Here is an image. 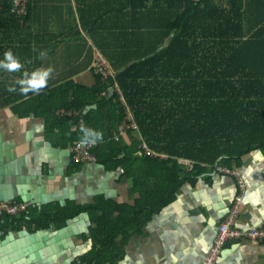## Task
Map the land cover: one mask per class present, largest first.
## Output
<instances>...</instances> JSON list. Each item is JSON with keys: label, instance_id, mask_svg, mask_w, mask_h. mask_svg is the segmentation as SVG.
Segmentation results:
<instances>
[{"label": "trees", "instance_id": "1", "mask_svg": "<svg viewBox=\"0 0 264 264\" xmlns=\"http://www.w3.org/2000/svg\"><path fill=\"white\" fill-rule=\"evenodd\" d=\"M32 1L20 16L9 3L0 10V60L11 50L23 65L19 72L0 68V108L12 105L20 116H44L46 137L57 130L70 146L83 139L84 128L102 133L93 150L96 161L107 170L122 168L140 197L135 205L103 197L35 205L5 217L0 231L9 224L32 232L62 229L88 212L91 226L84 238L93 247L80 264H118L130 236L143 228L142 219L172 202L184 182L208 168L231 167L233 161L240 166L254 150L264 152V0H119V28L103 32L96 44L125 103L115 90L110 95L114 79L104 80L94 68L91 87L69 80L28 98L7 90L4 74L31 73L41 65L26 57ZM89 106L96 108L84 114ZM129 111L138 132L126 130ZM124 129L130 140L121 137ZM141 138L166 157L141 154ZM73 162L77 169L80 163Z\"/></svg>", "mask_w": 264, "mask_h": 264}, {"label": "crops", "instance_id": "2", "mask_svg": "<svg viewBox=\"0 0 264 264\" xmlns=\"http://www.w3.org/2000/svg\"><path fill=\"white\" fill-rule=\"evenodd\" d=\"M32 2L28 30L31 51L26 57L41 64L38 69L53 68L54 74L38 94L29 92L25 97L39 95L69 80L88 87L95 85L94 54L99 53L108 62L96 41L103 32L119 28V0ZM70 71L74 72L68 74ZM4 76L9 77L7 89L14 86L17 90L11 93H21L14 82L23 74ZM113 79L110 95L120 91L116 76ZM11 106L0 108V191L4 195L12 201L35 202L39 197L40 205L35 202L38 206L50 202L65 205L62 201L68 200L93 203L99 197L137 203L140 194L132 192L134 180L123 176L122 168L107 170L96 161L80 163L75 169L70 145L65 144L61 133L55 130L56 136L46 137L44 116H20ZM58 114L67 113L60 110ZM71 130H77V126ZM126 130L121 131V137L130 140ZM241 160L240 166L235 161L228 166L230 173L220 168L226 166L223 165L197 174L193 182H184L172 202L142 219L146 220L143 228L130 236L118 264H201L219 224L233 211L236 228L247 231L264 227V152L254 150ZM90 222L88 212H82L66 232L59 233L60 229L51 227L44 236L38 231L16 230L9 224L0 231V264H80L93 247L91 238H84ZM122 238L120 234L116 241ZM217 264H264V241H230Z\"/></svg>", "mask_w": 264, "mask_h": 264}, {"label": "built area", "instance_id": "3", "mask_svg": "<svg viewBox=\"0 0 264 264\" xmlns=\"http://www.w3.org/2000/svg\"><path fill=\"white\" fill-rule=\"evenodd\" d=\"M30 0H0V10L3 9L5 4L9 3L11 7V12L15 15H23L26 13V8H28V3ZM93 68L96 74L100 75L104 80H109L114 78V74L109 63L99 54H94ZM120 94L121 101L125 103V99L121 92L117 90ZM128 117L130 119L129 126L126 128H132L135 131H139V126L134 118V115L129 111ZM97 147L95 144H82L81 140L73 143L69 150L72 154L74 161L79 163H92L96 162V157L93 153V150ZM140 152L144 155H159L163 157V154H159L151 150L146 142H143L140 146ZM180 162H183L192 167V162L186 159H179ZM226 173H230L229 167H220ZM35 202L29 200H20V201H0V221H3L5 217L16 216L22 212H26L30 207H34ZM236 222V212L233 211L228 218L224 219L218 226L217 234L215 236L212 247L206 254L203 262L201 264H217L221 252L225 249L226 245L230 241L236 240H253V241H264V227H253L249 230H240L235 227Z\"/></svg>", "mask_w": 264, "mask_h": 264}, {"label": "clouds", "instance_id": "4", "mask_svg": "<svg viewBox=\"0 0 264 264\" xmlns=\"http://www.w3.org/2000/svg\"><path fill=\"white\" fill-rule=\"evenodd\" d=\"M43 55V53L41 54ZM0 68L8 71V72H19L23 65L19 61V59L13 55L11 50H8L4 53V59L0 60ZM53 72V68L48 67L46 69H36L29 72L23 73V78L16 81V83L20 86L19 90L23 94H27L29 92H33L38 94L40 90L47 86V82L51 77ZM9 92H15L16 87H8ZM84 132V137L81 140L82 144H95L98 141L102 140V133L93 131L91 129L84 128L82 129Z\"/></svg>", "mask_w": 264, "mask_h": 264}, {"label": "water", "instance_id": "5", "mask_svg": "<svg viewBox=\"0 0 264 264\" xmlns=\"http://www.w3.org/2000/svg\"><path fill=\"white\" fill-rule=\"evenodd\" d=\"M169 42H170V40L168 39L167 41H166V45L167 44H169ZM93 108H96V106H89L87 109H86V111H84V113H87V112H89V110H91V109H93ZM260 152L261 153H263L261 150H260ZM5 194V192L4 191H0V196H2L3 198H2V200H1V198H0V201H12V199H10L9 197H7L6 195H4ZM26 197H28V196H26ZM29 198V197H28ZM32 198H34V197H32ZM30 199V198H29ZM36 201L35 202H38V204L40 205V203H41V199L39 200V197H37L36 199H35ZM62 203L63 204H66V202L65 201H62ZM84 214V213H83ZM77 217V216H76ZM76 217H74V218H71V219H69L68 221H67V224H66V226L64 227V228H62V229H60L59 230V233H63V232H66L68 229H69V227H70V224L73 222V220H75V218ZM91 223V222H90ZM85 231H87V232H89V228L87 229V227H86V229H85ZM48 233V230L47 231H38V234L39 235H41V236H44V234L45 233ZM10 240H12V235H11V239ZM90 241V245L92 246V239H90L89 240ZM24 244V243H23ZM42 247V245H40L39 246V249ZM37 248V247H36ZM208 253V252H207Z\"/></svg>", "mask_w": 264, "mask_h": 264}, {"label": "rangeland", "instance_id": "6", "mask_svg": "<svg viewBox=\"0 0 264 264\" xmlns=\"http://www.w3.org/2000/svg\"><path fill=\"white\" fill-rule=\"evenodd\" d=\"M140 140L142 141V143L144 142V140L142 138Z\"/></svg>", "mask_w": 264, "mask_h": 264}, {"label": "flooded vegetation", "instance_id": "7", "mask_svg": "<svg viewBox=\"0 0 264 264\" xmlns=\"http://www.w3.org/2000/svg\"><path fill=\"white\" fill-rule=\"evenodd\" d=\"M88 234H89V232H88Z\"/></svg>", "mask_w": 264, "mask_h": 264}]
</instances>
